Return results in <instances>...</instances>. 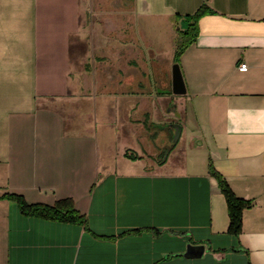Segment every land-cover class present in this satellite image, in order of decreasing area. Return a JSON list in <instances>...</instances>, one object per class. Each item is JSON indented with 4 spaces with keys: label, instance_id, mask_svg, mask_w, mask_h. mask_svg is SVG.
Masks as SVG:
<instances>
[{
    "label": "crops",
    "instance_id": "obj_1",
    "mask_svg": "<svg viewBox=\"0 0 264 264\" xmlns=\"http://www.w3.org/2000/svg\"><path fill=\"white\" fill-rule=\"evenodd\" d=\"M203 3L214 12L179 58L192 139L157 159L147 149L162 130L153 100L169 89L155 88L152 71L135 73L138 44L94 45L88 90V49L85 70H73L85 0H0V196L71 197L84 216L27 215L0 197V264H264V0H134L132 12L141 34L142 20L171 31ZM94 99L115 115L105 139L85 108ZM211 164L252 201L238 235ZM189 244L204 255L185 257Z\"/></svg>",
    "mask_w": 264,
    "mask_h": 264
},
{
    "label": "rangeland",
    "instance_id": "obj_2",
    "mask_svg": "<svg viewBox=\"0 0 264 264\" xmlns=\"http://www.w3.org/2000/svg\"><path fill=\"white\" fill-rule=\"evenodd\" d=\"M85 5H88L90 16L87 19L83 17L82 22L83 24L87 23L89 30H87L88 35L86 38H83V43L76 45L78 39L74 36V44L76 43L75 46L77 47L75 50L76 52H74L73 70L76 74L85 70L84 57L86 56V52L84 51L88 49L90 51V63L87 67L88 80L90 81L88 90H93V85L96 83L99 70L98 62H96L95 58L97 52L96 50L92 52L91 48L100 43L112 44L114 42L123 43L126 41H132L138 44L137 46L139 49L136 51V64H134L135 73L142 74L146 69V75L148 76L149 72L152 71L154 77H159V80L157 79L154 84L156 89L164 90L166 87L171 89V84H166L165 81L167 78L168 83L171 82V69L178 50V30L187 28L186 22H177L170 31V28L166 29L159 23L147 24L142 20V23L139 22L138 24L143 32V34H141V32L139 33V29L135 26V19L132 12L134 0H85ZM82 10H84L83 7ZM101 10H104L106 15L99 14L98 12ZM77 37L80 38L79 36ZM81 52L83 53L82 56ZM165 95L167 96L155 98L153 100L155 110L154 120L162 124V130L159 131L156 138L153 140L155 141V145L147 149L148 154L156 152V158L161 150H168V145H170L171 141L167 138L170 132H174L171 123L179 124L184 128L177 144L179 147H182L189 139H192L191 133L195 123L185 94L167 93ZM43 101L44 100H42L41 103H43ZM44 103L49 102L45 100ZM104 106L107 105H103V103L97 99L91 100L85 104V108L88 109L89 113H93L94 119L92 124L95 122V127L101 129L100 133H102L101 138L103 139L108 137L103 133L102 127L115 116L114 112L110 111L111 109L108 107L105 108ZM93 127L94 124L92 125V128ZM147 134H149V132H147ZM121 144L124 148L126 147L125 149L130 147L141 151V148H139L136 142L131 138L123 137L119 141V145ZM166 155L167 154L161 155V158H165Z\"/></svg>",
    "mask_w": 264,
    "mask_h": 264
},
{
    "label": "trees",
    "instance_id": "obj_3",
    "mask_svg": "<svg viewBox=\"0 0 264 264\" xmlns=\"http://www.w3.org/2000/svg\"><path fill=\"white\" fill-rule=\"evenodd\" d=\"M213 12L214 10L211 7L206 3H203L194 14H187L185 16L187 28L184 30H178L176 62H179V58L184 50L196 40L199 34V19L202 16ZM167 91L172 92L171 89ZM126 155L132 156L129 152H126ZM137 157L138 156L133 158ZM210 173L218 179L220 188L227 199L230 216L229 232L238 235L242 231L244 209L250 207L252 201L236 195L226 178L220 174L212 164L210 165ZM0 197L15 199L18 201L21 210L27 215L74 222H83L84 220V216L77 210L74 200L71 197L60 198L54 204L41 202L30 203L25 199L24 195L14 192H7Z\"/></svg>",
    "mask_w": 264,
    "mask_h": 264
},
{
    "label": "water",
    "instance_id": "obj_4",
    "mask_svg": "<svg viewBox=\"0 0 264 264\" xmlns=\"http://www.w3.org/2000/svg\"><path fill=\"white\" fill-rule=\"evenodd\" d=\"M171 91L175 94H185L187 93V86L185 77L182 71L181 64L179 62H175L172 66V83H171ZM177 125V131L175 133L174 142H178L181 134H182V126ZM204 244H189L187 251L184 253L185 257L188 258H198L202 257L205 252Z\"/></svg>",
    "mask_w": 264,
    "mask_h": 264
},
{
    "label": "flooded vegetation",
    "instance_id": "obj_5",
    "mask_svg": "<svg viewBox=\"0 0 264 264\" xmlns=\"http://www.w3.org/2000/svg\"><path fill=\"white\" fill-rule=\"evenodd\" d=\"M167 89H169V88H167ZM167 93L170 94V93H173V92H167ZM167 93L165 92L162 95H165ZM171 127H173V131L174 132H170L169 135H168V138H167V139H169L171 141V143H170V145H168V150L167 151L161 150V152L157 154L159 156V158H161V155H165V154L168 155L177 146V144L179 142V141L176 142V143L174 142L175 133L177 131V125H175L174 123H171ZM161 159H163V158H161Z\"/></svg>",
    "mask_w": 264,
    "mask_h": 264
},
{
    "label": "built area",
    "instance_id": "obj_6",
    "mask_svg": "<svg viewBox=\"0 0 264 264\" xmlns=\"http://www.w3.org/2000/svg\"><path fill=\"white\" fill-rule=\"evenodd\" d=\"M240 70H247L248 69V64L246 62H242L239 65Z\"/></svg>",
    "mask_w": 264,
    "mask_h": 264
}]
</instances>
